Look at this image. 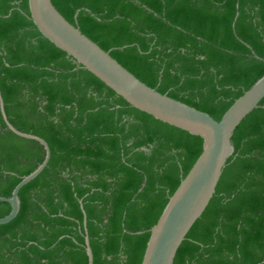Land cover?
<instances>
[{
	"label": "trees",
	"instance_id": "trees-1",
	"mask_svg": "<svg viewBox=\"0 0 264 264\" xmlns=\"http://www.w3.org/2000/svg\"><path fill=\"white\" fill-rule=\"evenodd\" d=\"M60 14L161 94L219 121L264 75V0H52ZM0 93L9 122L50 158L0 225V264H140L202 140L131 107L45 39L27 0H0ZM173 264H264V98ZM0 113V196L44 159ZM10 205L0 201V218Z\"/></svg>",
	"mask_w": 264,
	"mask_h": 264
},
{
	"label": "water",
	"instance_id": "water-1",
	"mask_svg": "<svg viewBox=\"0 0 264 264\" xmlns=\"http://www.w3.org/2000/svg\"><path fill=\"white\" fill-rule=\"evenodd\" d=\"M27 2L30 19L41 35L81 68L94 75L131 107L202 140L200 155L169 197L155 225L150 228L140 263L173 264L178 248L214 196L223 169L234 153L231 139L236 127L260 106L264 98V75L216 121L209 114L161 94L141 82L112 58L109 52L69 23L52 4V0ZM0 113L8 130L18 137L38 142L45 152L43 161L21 179L10 197L0 196V201L10 205V212L0 218V225H4L17 216L20 208L18 193L46 167L50 149L42 138L21 132L9 122L1 93ZM85 250L88 264H93L87 236Z\"/></svg>",
	"mask_w": 264,
	"mask_h": 264
}]
</instances>
